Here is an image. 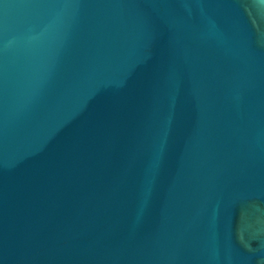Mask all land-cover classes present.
Instances as JSON below:
<instances>
[{
    "label": "water",
    "instance_id": "obj_1",
    "mask_svg": "<svg viewBox=\"0 0 264 264\" xmlns=\"http://www.w3.org/2000/svg\"><path fill=\"white\" fill-rule=\"evenodd\" d=\"M0 264H264V0H0Z\"/></svg>",
    "mask_w": 264,
    "mask_h": 264
}]
</instances>
